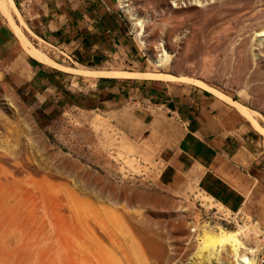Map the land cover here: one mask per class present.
I'll return each instance as SVG.
<instances>
[{"label": "rangeland", "instance_id": "374dc122", "mask_svg": "<svg viewBox=\"0 0 264 264\" xmlns=\"http://www.w3.org/2000/svg\"><path fill=\"white\" fill-rule=\"evenodd\" d=\"M14 1L11 20L60 70L43 65L53 79H38L42 66L32 70L0 14V264H229L230 250L203 242L240 231L264 264L254 214L174 179L169 142L147 139L153 116L174 123L180 99L199 91L231 98L264 128V7L234 26L224 0H131L138 26L110 0L122 28L118 48L100 51L67 33L84 0Z\"/></svg>", "mask_w": 264, "mask_h": 264}, {"label": "crops", "instance_id": "0c3cea01", "mask_svg": "<svg viewBox=\"0 0 264 264\" xmlns=\"http://www.w3.org/2000/svg\"><path fill=\"white\" fill-rule=\"evenodd\" d=\"M10 1L11 13L15 1ZM84 4L86 11L82 12L81 21L75 25L74 18L67 26V33L73 32L80 37L84 47L90 46L93 50L117 49L116 40L119 41L122 25L111 10L110 0H84ZM0 14L2 16L1 2ZM5 20L33 58L30 65L32 70L42 66L38 69V79L51 82L53 78L43 65L60 68L32 46L21 23L16 19H13V23L10 15ZM48 31H52L50 26ZM140 76L148 75H124L133 80L154 79ZM101 80L108 82L111 78L102 77ZM112 97H101L100 103L111 102L118 95ZM235 104L238 103L229 97H216L207 91L183 96L172 112L174 123L170 122L172 119L166 112L164 114L169 122L164 124L153 116L147 124V139L151 140L155 134L164 136L169 142V150L174 151L171 160L174 179L181 177L187 182L192 180L193 186L232 212L253 213L264 229V128L260 124L261 129L256 127ZM166 111L170 112L169 108ZM170 154L168 152L167 155Z\"/></svg>", "mask_w": 264, "mask_h": 264}, {"label": "bare ground", "instance_id": "6f19581e", "mask_svg": "<svg viewBox=\"0 0 264 264\" xmlns=\"http://www.w3.org/2000/svg\"><path fill=\"white\" fill-rule=\"evenodd\" d=\"M120 3V8L126 13L133 16L134 20L138 21V26L143 24V20L139 19L136 15L133 7L131 6V0H118ZM1 2V10H2V17L5 19L7 16L10 15V7L11 1L10 0H0ZM224 2H229L231 4V11H233L232 15L234 17L233 25L238 26L241 20L244 17L252 16V13H258L257 7H264V0H224ZM261 13L255 15L258 16ZM262 14L260 15V17ZM139 19V20H138ZM264 34V33H263ZM258 37V36H257ZM164 61V54L160 57L153 58L150 57V62L154 65L162 64ZM149 78L150 76H140ZM157 79H171L170 76L159 75V76H152ZM179 80V78H177ZM188 82V81H187ZM197 84V83H196ZM202 85V83H200ZM198 84L199 86H201ZM206 88V87H205ZM204 88V89H205ZM207 90V89H206ZM233 103V102H232ZM237 107L240 108L242 114L250 121H252L258 128L261 129L259 125V121L257 120L256 116L248 109L243 108L242 106L235 104ZM262 235V234H261ZM244 236H246V232H234V233H222L220 236L217 237H208L203 242L206 249H210L209 252L213 254H219L220 249H226L227 251L230 250V261L229 264H254L256 260L253 257L256 254V251L252 249L248 244L244 241ZM229 256V254H228ZM206 258H209L206 256Z\"/></svg>", "mask_w": 264, "mask_h": 264}]
</instances>
